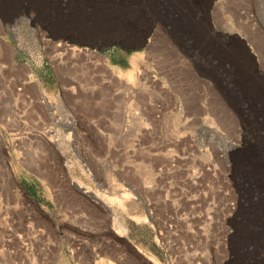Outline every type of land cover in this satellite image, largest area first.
Returning <instances> with one entry per match:
<instances>
[{
	"label": "rangeland",
	"instance_id": "rangeland-1",
	"mask_svg": "<svg viewBox=\"0 0 264 264\" xmlns=\"http://www.w3.org/2000/svg\"><path fill=\"white\" fill-rule=\"evenodd\" d=\"M5 42L0 264H264V0H0Z\"/></svg>",
	"mask_w": 264,
	"mask_h": 264
},
{
	"label": "bare ground",
	"instance_id": "bare-ground-1",
	"mask_svg": "<svg viewBox=\"0 0 264 264\" xmlns=\"http://www.w3.org/2000/svg\"><path fill=\"white\" fill-rule=\"evenodd\" d=\"M93 10H96V11H94V13L91 14L92 15L91 16L92 18H90V20H92L94 22H99L100 24H102L103 26H107L108 28L116 27V25H118V27H121V25H122V24H120V21L121 20H116L114 18V15L111 16L112 14L110 12H108L107 9L104 6H102V5H100L99 7L96 6V7L93 8ZM68 14L69 13L66 14L64 12H61V13H59L58 17H59L60 20H66L67 21ZM79 14H81V16L84 17V15H85V9L84 8H80L76 12H72L71 13L72 18L76 17L75 18L76 20H74L75 22H79L80 21L79 20L80 18L78 19V17H80ZM104 14H108V15H104ZM89 15H90V13H89ZM66 21H64V22H66ZM95 25H97V24H95ZM51 42L53 44V47H55L56 49H58L57 50V53H55V55L57 57H59L60 59H63L62 54H63L64 50H69V51L72 52V56H76V55H79V54H85V55H87L88 56V59L91 61L92 64H94V66H97L98 69H106L109 72H113L116 75L117 78L119 77L120 79H123V80L129 82L132 79V77L134 76L133 72H126L125 73V72H122V71H118L114 66H112V65H110L108 63V59H107L106 56L100 55V54H98L95 51L85 50V51H83L84 52L83 53L81 51L76 50L78 52H75V51H73V50H75L74 49L75 47L73 46V44L71 42H69L67 40L64 43H62V44L58 43L56 40H51ZM12 52H13V48H12V46L10 44H8V43L5 42L4 44L1 45V52H0V54L3 55L4 57H8L10 59V56H11V53ZM26 70H27V68H26ZM241 76H243V75H241ZM239 80H240V78H239ZM26 81L27 82L33 81V77L29 73H26L25 74V80H24V82L26 83ZM247 84H248L247 85V89L249 90L252 98H254L256 101L258 100L259 103L264 106V86L262 85V83H260V84L255 83V81L254 80H251V78L249 77V78H247ZM48 101H50V100H48ZM249 152H251V151H249ZM250 155H252V153H247V155H246L247 159L249 158ZM253 159L254 158H252L250 160V158H249L248 161H250V163H251V161L253 163L254 162L256 163V160L254 161ZM254 166H255V164H254ZM253 219H256V217L253 218ZM250 224H251V221H250ZM251 225H249L250 226L249 228H245L244 226H242V230H244V232H243L244 234L242 233L243 234L242 235L243 240H250L251 239L253 241H256V240H260L261 237L264 240V226H257V225L256 226H254V225L251 226ZM242 230H241V232H242ZM256 243H258V242H256Z\"/></svg>",
	"mask_w": 264,
	"mask_h": 264
},
{
	"label": "water",
	"instance_id": "water-1",
	"mask_svg": "<svg viewBox=\"0 0 264 264\" xmlns=\"http://www.w3.org/2000/svg\"><path fill=\"white\" fill-rule=\"evenodd\" d=\"M115 44H117V43L112 42V43H109V44L105 45L104 47H106V46H113ZM97 48L100 49V50L102 49V47H97Z\"/></svg>",
	"mask_w": 264,
	"mask_h": 264
}]
</instances>
